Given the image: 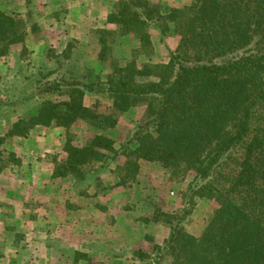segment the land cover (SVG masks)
I'll list each match as a JSON object with an SVG mask.
<instances>
[{"label": "rangeland", "instance_id": "rangeland-1", "mask_svg": "<svg viewBox=\"0 0 264 264\" xmlns=\"http://www.w3.org/2000/svg\"><path fill=\"white\" fill-rule=\"evenodd\" d=\"M96 1H98L97 5ZM96 1L36 0L37 4L33 6L30 0H23V6L20 9L22 13H19L17 17L10 14L14 8L17 9L15 0H0V7L4 9V12L0 13L13 20L12 30L15 31V34L9 35L5 41L0 40V52H4L0 55V122L5 124V128L2 126L4 132L0 134V146L2 145L0 170L3 171L0 174L10 179L7 185L8 181L0 178L2 187L0 210L4 212V225L17 229L16 233L13 231L12 236L7 240L6 238L3 242L0 240V254L4 252L2 259L6 261H4L5 264H41L28 263L29 256L43 259L44 234L48 236V232L43 231L44 218L38 215L40 213L38 210H43L44 207L58 208L56 211L60 210L62 214L65 212L66 215H70L77 207L76 195L83 196V202L78 204L85 211L84 217L88 218L86 220L90 224L100 221L109 229L111 224L117 223L115 225L120 227L114 230V243H122L123 237L127 239L131 236L132 245L129 247L116 245L115 247L110 244L111 241L106 242L104 239L94 237L90 231L84 233L82 242L81 239H76L78 241L76 244L75 237L69 240L73 245L71 249L78 245L77 248L81 254L90 258L94 255L97 258L100 257V260L115 256L113 264H122L119 261L121 258L128 257L129 253L134 254L138 249L148 252L150 257L157 255L156 249L152 247L161 246L163 236H169L171 230L161 225L142 223L143 219L150 220L155 210L172 216H179L183 209L189 211V215L180 224V229L185 234L198 239L218 209L217 202L206 193L204 198L193 197L192 193L194 189H197L195 187L199 189L205 184L198 183L194 179L193 171L175 176L171 169L165 168L160 163L138 161V169L134 173L129 168L130 163L134 161L133 157L118 155L132 135L144 124V119L147 118L146 103H137L126 113H119L112 107V101L106 95L84 93L77 97L64 89L37 96L44 83L61 77L84 83L99 82L105 85L109 78L116 77L115 69L128 67L131 63H134L136 70H141L145 66L165 65L169 59L167 49L175 51L179 45L178 36L169 35L175 30L172 25H169L168 35L162 34L160 30L149 24L139 28L135 35H122L119 27L106 23L107 16L113 11V2L116 3L118 0ZM144 1L162 16L168 14L170 9L182 8L190 2L187 0L183 6L171 8L168 5L169 2L173 3V0ZM44 2L47 6L43 8ZM50 11L55 17L52 21L47 16ZM141 11L137 7L130 9V12L141 13ZM143 36L146 38L141 41ZM14 39L15 41L8 43ZM188 55H192V52ZM149 80L137 78L135 83L145 84ZM73 98L79 100L86 108L111 114L116 119L117 125L112 130L101 132L87 122L77 121L66 128L55 125L36 126L24 137L12 135L15 129L21 128V122L26 123L35 116L43 104L66 103ZM15 124L17 128H14ZM249 129L248 138L244 143L248 142L252 134H262L264 107L257 108L254 112ZM101 133L113 141V151L102 152L101 157L80 167L76 172L74 170L65 178L67 184L66 182L62 184L61 191L68 201L57 196L56 182L50 186L46 184L47 190L38 189L31 193L35 187L37 189V186H33L31 182L34 178L31 177L32 165L39 167V175L43 173L47 175L49 169L53 175L56 167L66 162L67 155L64 152L66 145L85 147L94 136ZM25 141H30L29 144L27 142L30 147L24 144ZM32 146L36 147V154L31 152ZM135 147V144H131L127 146V149ZM242 155L243 144L236 146L222 157L212 177L214 189L229 187V180L236 177ZM22 179L24 182L21 184ZM56 179L53 178V180ZM220 181H223L224 185ZM6 187L11 193L24 192L25 197L22 202L7 200L8 196L4 191ZM98 193L109 196L114 194L116 202L113 203V199L96 202L91 196ZM114 195H112L113 198ZM7 204L10 206L8 207ZM4 208H6L5 211ZM118 211L126 214L127 218L117 221L119 217L115 213ZM10 213L18 216H15V219L11 218ZM31 219H35V225H40L35 233L30 230ZM122 226L130 232L125 231ZM148 238L152 241L149 242ZM137 239L142 241L141 245L135 244ZM54 241L51 247L52 258L55 257L56 260L58 256L65 257L71 254L70 246L60 248L59 242L54 243ZM79 245L82 247L79 248ZM7 249L21 252L20 262L18 260L12 263L9 257L10 251ZM29 250L33 251L32 255L26 252ZM171 261V256L166 254L162 256L160 264H171ZM93 262L90 260L88 264H99Z\"/></svg>", "mask_w": 264, "mask_h": 264}, {"label": "trees", "instance_id": "trees-1", "mask_svg": "<svg viewBox=\"0 0 264 264\" xmlns=\"http://www.w3.org/2000/svg\"><path fill=\"white\" fill-rule=\"evenodd\" d=\"M133 7L141 13L130 12ZM106 23L119 27L124 36L135 35L146 24L168 35L172 25L175 30L169 35L176 34L179 45L175 51L167 49L165 65L136 70L131 63L115 69L116 77L105 85L61 77L44 83L37 96L64 89L77 97L106 95L119 113L146 103L144 124L118 155L133 157L129 168L134 173L138 161L160 163L175 176L193 171L194 179L205 183L195 187L193 197L204 198L206 193L218 204L198 239L180 229L189 211L172 216L155 210L142 223L168 227L170 234L161 246L152 247L157 255L150 257L138 249L135 258L160 264L162 256L169 254L171 264H264V130L244 143L252 115L264 107V0H190L164 16L144 0H118ZM12 26L13 20L0 13V40L15 34ZM137 78L150 80L137 84ZM77 121L101 132L117 125L111 114L86 108L73 98L43 104L35 116L21 122V128L15 124L12 135L24 137L36 126L66 128ZM131 144L136 147L127 149ZM242 144L236 177L227 189H214L212 177L222 157ZM112 151L113 141L102 133L85 147L66 145V162L52 176L66 178L102 152Z\"/></svg>", "mask_w": 264, "mask_h": 264}, {"label": "crops", "instance_id": "crops-1", "mask_svg": "<svg viewBox=\"0 0 264 264\" xmlns=\"http://www.w3.org/2000/svg\"><path fill=\"white\" fill-rule=\"evenodd\" d=\"M30 1L33 3V6L35 4H37L36 0H30ZM112 1H114V0H112ZM22 2H23V0H15V5H16L17 9L14 8L13 11L10 13L12 16L15 15V16L18 17V14L22 13L20 11L21 7L23 6ZM46 2L43 3V8H44ZM186 2H187V0H173V3L169 2L168 6L171 7V8L180 7V6H183L184 4H186ZM97 3H98V1L95 2L96 5H97ZM113 4H114V2H113ZM98 6H99V4H98ZM38 7H40V5H38ZM0 12H4V9L2 7H0ZM52 14H54V13L50 11V14L47 15V16H49L48 19L51 20V21L55 18L54 15H52ZM1 123L2 122H0V134L2 132H4V129L2 128V126H4V128H5V124L4 123L1 124ZM27 142H28V144L30 143V141H27ZM27 142L24 143V144H26L27 146L30 147V145H28ZM33 146H35V145H33ZM33 146H32L31 152L36 154V150L37 149H36V147H33ZM12 151L14 152V150H12ZM12 151H10V152H12ZM31 169H32V172H33L31 177H34L33 180L31 181L32 185L33 186H35V185L37 186V189L35 187V190L31 191L32 194H33L34 191H37L38 189L47 190L46 186H45L46 184H48L50 186V185H52V184H54L56 182L55 183V184H57L56 191L58 193L57 196H61V197L64 198L63 200L66 199L68 201V198L64 197L63 196V192L61 191L62 184L64 185V182H66V184H67V181H66L67 179H65V178H57L56 179L55 178L56 180H53L54 177L52 176V172L50 171V169H49L47 175L44 174V173L39 175L40 169H39L38 166L32 165ZM2 172L3 171L0 170V173H2ZM0 178L2 180L6 179L5 181H8L6 183L7 185L10 183V179L7 176H4L3 174L2 175L0 174ZM36 178L39 179V181ZM37 181H38V183H37ZM22 182H24V179H22V181L20 183L22 184ZM1 188L2 187L0 186V190H1ZM4 191H5V194L7 193V196H8L7 200L12 201V202H22V200L25 197L24 192H22V191H15V193H11V191H9L7 189V187H6V190H4ZM27 193H30V192H27ZM2 194H4V193L2 192ZM112 195H114V194H111V196H109V195H103L102 193H100V194L98 193L97 195H92L91 197L96 202L101 201L103 199H105L104 201H109V200L111 201V199H113V203H115L116 202L115 195H114V198L112 197ZM82 197L83 196H77V195L75 196V199L77 201V203H76L77 207H76V209H73V211L70 213V215H66L65 212L62 214V212L60 210L56 211L58 208L54 209V208H46V207H44L43 210H38V211H40V213H38V215L39 216L41 215L42 218H44L43 219L44 223L42 225L43 228H44L43 231H45V232L47 231L48 232V236L46 234H44L45 242L43 244V249H44L43 259H38L37 257L29 256L28 257L29 258L28 263H41V264H46V263L47 264H59V263L60 264H85L86 263V264H88V262H90V260H91V262L94 261L93 263H99V264H101V262L103 264H113V263H115L114 262L115 256H113L111 258L108 257V258H105L103 260L102 259L100 260V257L97 258L94 255L90 258L88 256H84L83 254H81L80 253L81 251L77 248L78 245L77 246L75 245L74 249L73 248L71 249V247L73 245L70 244L69 240H73V238L75 237V243L78 242L76 239H81L80 241L82 242L84 233L90 232V231H91L90 233H92V235L94 237L96 236V237H99L101 239H104V240H106V242H110L111 241L110 244H113L115 247H116V245L119 246V247H122V246H125V245L129 247V246L132 245L131 236H129L127 239H125L123 237L122 243H118V242L114 243L115 242V241H113L114 230L117 227H120L119 225H115L117 223L111 224L109 226L110 227L109 229H107L108 228L107 226H105L102 223H100V221H97V222L94 221V223L92 222L93 224H90L88 222V220H86L88 218L84 217V212L85 211L83 209H81V206H79L80 202H83V200H84ZM78 200H79V202H78ZM7 205H8V207L10 206L9 204H7ZM5 209L6 208H4V211H5ZM1 212L2 211L0 210V240H1V242H3V241H5V238L7 240L9 237L12 236L13 231H15L14 233H16L17 229L14 230V228L4 225V222H5V221H3L4 212H2V213ZM122 213L119 212V211L115 213V215H118V217H119V219L117 218V221H120L121 219L127 218V215L124 214V213L122 214ZM9 216L11 218L15 219V216L17 217L18 215L10 213ZM29 219L30 218H28V220ZM38 221H40V220H38ZM118 224H119V222H118ZM21 225H22L21 227L24 228L23 224H21ZM30 225H27V226H30L31 229L30 228L29 229L31 231H33L34 233L37 231L38 228H40V225H38V226L35 225V219H33V220L31 219ZM122 227H123V229L125 231L130 232V230L126 229L125 226H122ZM91 228H92V230H91ZM5 232L7 234H5ZM127 232H125V233L127 234ZM53 235L54 236L56 235V236L53 237ZM167 236L168 235H164L163 236L162 242L167 238ZM53 241H54V243L56 241L59 242L60 248H63V247L67 248L66 246H70L69 249L71 250V254L70 255L68 254L65 257L58 256V257H56V260H55V257L52 258L53 256H52V248L51 247H52ZM135 241H136V243H135L136 245H139V244L141 245L142 241L140 239H137ZM32 244L34 246L35 242L32 243ZM99 245L101 246L102 244L100 243ZM81 247L82 246L79 245V248H81ZM8 251H10L9 257L12 259V263L14 261L18 262V260L20 262L19 257H20L21 252L19 253V251H15L14 249L13 250L11 249V250H8ZM30 251L31 250L26 251V252H28L29 254L32 255L33 251H31V252ZM11 252L13 254H11ZM3 254H4V252L0 254L1 255V260H0L1 264L2 263L5 264V262H6L4 259H2V256H4ZM12 255H13V257H12ZM129 255H128V257L121 258V260H119V261L122 264H148L149 263V262H141L140 260L135 258L133 253H129ZM84 259H88V261L85 262Z\"/></svg>", "mask_w": 264, "mask_h": 264}]
</instances>
